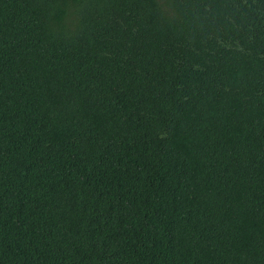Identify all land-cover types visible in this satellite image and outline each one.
Returning a JSON list of instances; mask_svg holds the SVG:
<instances>
[{
  "label": "trees",
  "instance_id": "16d2710c",
  "mask_svg": "<svg viewBox=\"0 0 264 264\" xmlns=\"http://www.w3.org/2000/svg\"><path fill=\"white\" fill-rule=\"evenodd\" d=\"M0 264H264V0H0Z\"/></svg>",
  "mask_w": 264,
  "mask_h": 264
}]
</instances>
